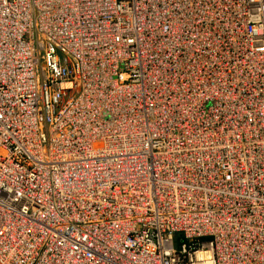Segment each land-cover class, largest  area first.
<instances>
[{"label": "built area", "instance_id": "2783aa9c", "mask_svg": "<svg viewBox=\"0 0 264 264\" xmlns=\"http://www.w3.org/2000/svg\"><path fill=\"white\" fill-rule=\"evenodd\" d=\"M2 99L0 264H264V0H0Z\"/></svg>", "mask_w": 264, "mask_h": 264}, {"label": "bare ground", "instance_id": "6f19581e", "mask_svg": "<svg viewBox=\"0 0 264 264\" xmlns=\"http://www.w3.org/2000/svg\"><path fill=\"white\" fill-rule=\"evenodd\" d=\"M40 10H41V13L42 14H47V10H44L43 8H41L40 7ZM33 26L35 27V28H39L41 31H42V33L40 34L41 36H42V39L43 40H46V41H48V39L47 38H45L46 36H48V34H53L54 33V31H55V27H52V28H49V27H47V26H45L44 24H42V22H40L39 20H35L34 22H33ZM63 32H64V35H63V37H68V34L67 33H70V32H72V28L70 27V26H64V29H61ZM76 30H78V29H76ZM58 37H52L51 38V40L50 41H55L56 39H57ZM50 43V42H49ZM53 59H55L56 61H57V63L58 64H60V65H63V62L59 59V55L58 54H54V56H53ZM65 63L67 64V66L68 67H70L72 70H74V68H73V62H72V57L70 58V59H67L66 61H65ZM77 63H78V65H79V67H80V69H81V71L84 73V72H87L88 71V69H89V66H88V64H87V59L85 58V57H81V56H79L78 58H77ZM46 72L47 73H49L50 72V70L49 69H47L46 70ZM48 80L47 79H45L43 82H47ZM19 87H20V89H18L16 92H14V94H13V96H14V98L15 97H21L22 96V94H21V92H20V90L21 89H26L27 91H28V93H29V91L31 90L30 89V84H26V83H22V84H19L18 85ZM49 90V89H48ZM9 96H10V94H9ZM11 97V96H10ZM12 98V97H11ZM10 101L11 100H7V99H2L1 100V103H0V131L2 132V134L3 135H5V133H6V135H8L9 134V131H6L7 129H8V126L9 125H5V122L3 121V119H5V118H7V116H8V114L9 113H4V111L6 110V109H11L14 113H19V114H23V108L21 107V106H19V105H12L11 103H10ZM26 108V107H25ZM27 109V108H26ZM29 109H30V107H29ZM33 116V115H32ZM32 116H30V117H32ZM34 117V116H33ZM32 117V118H33ZM34 121V120H33ZM6 131V132H5ZM10 135H15V133H11ZM36 135V132H34V133H28V136H27V140L29 141V142H31L32 141V138H34V136ZM26 138V137H25ZM24 138V139H25ZM16 140V142L17 143H20V140L21 139H19V138H16L15 139ZM1 141H2V139L0 138V143H1ZM24 146H26L25 144H24ZM12 152L11 151H8V157L10 156V154H11ZM6 159H8V158H6ZM6 159H1V161H4V160H6ZM9 166V163L8 162H6V164H5V168H7ZM101 198L102 199H104V196H101Z\"/></svg>", "mask_w": 264, "mask_h": 264}]
</instances>
